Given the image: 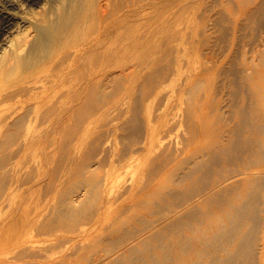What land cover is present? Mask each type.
Listing matches in <instances>:
<instances>
[{"label":"bare ground","instance_id":"bare-ground-1","mask_svg":"<svg viewBox=\"0 0 264 264\" xmlns=\"http://www.w3.org/2000/svg\"><path fill=\"white\" fill-rule=\"evenodd\" d=\"M195 3H0V264H264V103L219 125Z\"/></svg>","mask_w":264,"mask_h":264},{"label":"rangeland","instance_id":"rangeland-1","mask_svg":"<svg viewBox=\"0 0 264 264\" xmlns=\"http://www.w3.org/2000/svg\"><path fill=\"white\" fill-rule=\"evenodd\" d=\"M4 0H0L2 3ZM208 8V2L199 0L193 4L190 18L197 19L196 27L191 28V36L199 34L201 38H205L207 27L212 28L211 53L217 58L219 63L222 61V72L216 75L215 90L217 96H222L224 105L220 113H222L221 122L227 123L232 121L233 117L242 109L248 108L247 90L249 86L255 85L260 89V95L264 103V0H212ZM206 9L212 13L213 21L210 22ZM204 35H203V34ZM206 40V38L204 39ZM204 46L201 48L202 55L210 54L209 49ZM208 50V53L207 51ZM204 52V53H203ZM204 58H207V56ZM203 59V56L200 58ZM205 62L206 59H203ZM202 61V60H201ZM252 76L250 85L241 81V76ZM231 116V117H230ZM131 169H124L123 176H130ZM79 177L71 179V186L77 188L79 185ZM95 200L93 196H86L80 203H76V207L82 208L84 205L92 204ZM62 198H59V203ZM114 211L108 212L101 217L100 223L95 224V217L87 214L84 224L77 229L81 231L80 238L86 242H93L94 235L97 232V226L107 225L114 217ZM228 216L223 211L216 213L217 219L223 220ZM99 246V245H98ZM100 246H104L101 244ZM54 252H58L55 250ZM3 255L0 253V258ZM81 261L79 264H84ZM142 264V262H138ZM150 264V263H147ZM152 264V263H151Z\"/></svg>","mask_w":264,"mask_h":264}]
</instances>
